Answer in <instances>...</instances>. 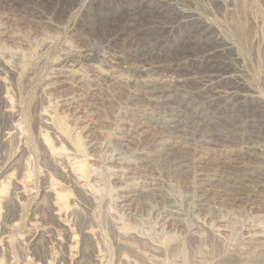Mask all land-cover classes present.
Segmentation results:
<instances>
[{"label":"rangeland","instance_id":"rangeland-1","mask_svg":"<svg viewBox=\"0 0 264 264\" xmlns=\"http://www.w3.org/2000/svg\"><path fill=\"white\" fill-rule=\"evenodd\" d=\"M123 31L143 42L102 47ZM92 52L98 60L85 62ZM152 52L165 66L215 52L210 65L231 63L246 86L237 107L226 110L224 88L198 96L204 70L148 76ZM0 57L9 70L0 103L17 105L26 137L0 145L2 207L14 208L15 182L33 191L14 222L0 220V264H24L29 251L47 264L60 252L47 233L45 180L57 184L77 235L84 227L94 237L81 242L102 264H264V236L248 238L264 226V123L245 122L250 108L264 111V0H0ZM143 84L174 91L150 98ZM185 108L191 122L178 117ZM249 131L258 142L241 141ZM230 132L235 144L208 139ZM44 141L81 167L77 185L66 164H50ZM34 214L46 222L29 226Z\"/></svg>","mask_w":264,"mask_h":264},{"label":"bare ground","instance_id":"bare-ground-1","mask_svg":"<svg viewBox=\"0 0 264 264\" xmlns=\"http://www.w3.org/2000/svg\"><path fill=\"white\" fill-rule=\"evenodd\" d=\"M138 6H140V5H138ZM176 10H177V8H176ZM177 14H178V12H177ZM179 14H181V13H179ZM179 14H178V16H180ZM124 32L125 31H123V33ZM123 33L122 34L118 33V34H115V36L113 35L111 37L105 38L102 47H104V46L109 47V50H110V49H112V46H113L114 42H117V40H119L121 38L124 39V37L129 42H133V43L134 42H138V41L141 42L140 37H141L142 34H138V32H134V33L131 32L130 34L128 33L127 35H125V33L124 34ZM148 40H150V39H148ZM164 42H166V41H164ZM220 44H222V43H220ZM139 45H142V44H139ZM206 45H207V43H206ZM216 46H218V45H216ZM162 48H164V47H162ZM89 52H91V51H89ZM201 54L203 55V53H201ZM214 55H215V52H212V53L209 52V54H205L201 58L199 57L200 58L199 61L192 60V62H190V63H188V62L184 63L183 61H181L180 59H182L183 57L182 58H177V60L169 61L168 65L166 64V66L163 65V62L165 60L163 59V61H162L161 56H160L159 53L158 54H156V53L154 54L153 52L150 53L148 55L149 59H148V56L146 57L144 55L143 57L146 58L147 62L149 63L148 65L150 66V68L146 71V74L148 76H150V75H152L154 73H159V72L163 71V72L171 73L175 77L181 79V78H186L190 72L191 73H200L202 70L206 71L205 72L206 76L203 77L204 79H203V81L201 83V86H202L201 88H203V90H200L198 92L199 93L198 96L199 95H204L209 90L213 91V90H216V89H219V88H224V89H226V91L224 93L225 94L224 96L226 97V101L225 102L226 103L227 102L231 103V104H228V106L225 107V108H226L227 111H230V110L233 109V106L237 107L234 104V101L236 100V98L238 96H240V93H241L242 89L246 88V86H245L244 83L241 82V80L239 79V76H237L235 74L236 72L232 68L231 63H228L227 61L217 62L216 59H215V61L217 63H214V64L210 65V61H211V59H212V57ZM98 56H99V54H95L93 52L92 53H88V54H86L84 56V61L87 62V63L96 62L98 60ZM70 57H65L63 59V63L58 65L57 67L60 70L61 69L64 70V67H66L68 62H70ZM112 57H113V55H112ZM176 57H177V55H176ZM186 58H188V57H186ZM0 63H1V57H0ZM145 70L141 71V68H140L139 73H143ZM131 71L135 72V71H138V69L133 68ZM8 72H9V70L5 69V67L1 66V64H0V76L8 74ZM60 77L64 78L65 76L62 75ZM201 79L202 78H200V80ZM2 80L3 79L0 77V82H2ZM185 81H187V80L185 79ZM147 84H150V83H147ZM146 85L143 84L142 87H141V90L146 91L149 94L150 98H158L160 96L167 97L169 93L174 91V89L172 88L173 86L172 87H164V88H161V89H151V90H149V89L145 88ZM0 98L3 99L2 96ZM4 99H5L4 103H0V145H5V144L8 145V143L11 142L12 140H17L18 143H23V142H25V138L26 137H25V133L23 132V127H22V123H21L19 109H18L17 105H14L10 100L8 101L7 97H4ZM210 105H214V102L211 101ZM241 107H243V106H241ZM187 108H185V110H183V113H181V115L178 116V117H180L181 119L184 120L185 116L188 115V118H189V121H190V116L187 113V112H189V110ZM246 112L250 113V115L245 114V117H246L245 122H247V123H249V122L250 123L251 122L256 123L257 121H260V123H264V111L263 110L259 111L256 108L255 109L250 108L249 110L245 111V113ZM212 113H216V112L212 111ZM171 121H175L176 122V126H177L179 124L178 122H180V119H174V120H171ZM211 122L212 123L214 122V123L217 124V122H215L214 120H211ZM211 122H207V127L212 126ZM45 123H47V121ZM182 123H184V121ZM236 129H239V128L236 126ZM244 129L246 130L245 127H244ZM219 134H218V137H216L217 136L216 135L215 137H211L212 139L208 138L209 141L210 140L211 141L215 140L216 142L219 141V142H223V143L226 142V143L233 144L234 142H236L238 140L237 137H236V134H234V132L233 133L230 132V133H228V135H225V134L221 135V133H219ZM244 134H246V132H244L243 135ZM239 137L240 136H238V138ZM255 138H257V136L252 135V133H250V131H249L248 134L244 135L241 138V141L242 142L243 141H254V140H256ZM44 147L46 148V155L48 157L47 159L50 162V164H53V165H59L61 163L66 164V167L64 169L65 178L68 179V180H71L73 183H76V185H77V183H79V181H81L79 179V175H78L79 169L81 167L77 168L76 166H74L75 163L74 164L70 163L71 161L68 159V157H66L65 154L55 151V149H53L51 146H49V144H47V142L44 143ZM26 151L27 150L24 149V150H21L20 152L22 154L26 155L27 154ZM229 154H231V153L226 152L227 156ZM229 156H231V155H229ZM28 159H27V161L25 163L21 164V166L18 168V171H17L19 173V175L22 176L23 178H28ZM117 159L118 158H116V159L112 158L110 163H115L116 164L117 161H118ZM11 169H12V166L8 167L4 172L9 171ZM28 186H30V185H28ZM12 187L16 188L18 190L17 193L13 192V193H11L9 195L10 200H11V202L14 205V208L12 209V211L5 210L6 207H4V206L2 207V204H3V201L5 200V198L3 199V201L2 200L0 201V220H1V223L4 224V225L6 223L14 222L19 217L20 211L22 209L21 208L22 207L21 201L24 200V199L25 200L26 199L29 200L28 198L32 195V192H33V191H31L30 188L27 187V185L25 186V184L18 183V182H15ZM56 190H57V184H55L51 180H48V181L45 180L44 192H45V194L46 193L50 194V209H49V213H50L52 221H54V225L50 226L49 228H47V230H48L47 233H48L49 237L51 238L52 245L53 246L54 245L57 246L59 248V250H60V252L58 251L59 253L58 252L54 253V252L51 251L52 252L51 253V260L49 262H46V263L47 264H84L83 261L86 260L87 261L86 264H102V259H100V257L98 256L97 251H95V248L93 247V249H91V250L86 249L85 247H83L82 242H81V238H84L88 242L94 243V237H92L91 234L84 227L80 228V234L77 235V233L74 230V227L70 223L67 222L66 218H67L68 211H67V209L65 207L64 200L56 192ZM0 194H1V192H0ZM38 194H40V193H38ZM0 196H2V195H0ZM5 196H2V197H5ZM0 199H1V197H0ZM21 212H23V211H21ZM41 221L46 222V221L43 220V218L41 219L38 215L34 214L30 218H28L27 223L29 224V226H32L34 228V226H36ZM263 236H264V226L256 225L255 229H254V233L250 234L248 236V238H250V239H260V238H263ZM35 239H36V235L33 236L32 240H35ZM98 252H100V251H98ZM119 262H120V264H129V262L127 260H125V259H122ZM24 264H40L39 263V257L33 251H29L27 253V255L24 257Z\"/></svg>","mask_w":264,"mask_h":264}]
</instances>
